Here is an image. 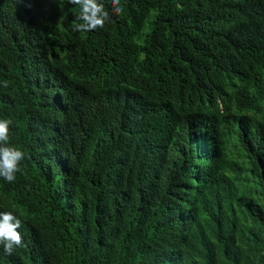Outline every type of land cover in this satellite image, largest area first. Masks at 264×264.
<instances>
[{
  "label": "trees",
  "instance_id": "16d2710c",
  "mask_svg": "<svg viewBox=\"0 0 264 264\" xmlns=\"http://www.w3.org/2000/svg\"><path fill=\"white\" fill-rule=\"evenodd\" d=\"M121 4L0 0V264H264V0Z\"/></svg>",
  "mask_w": 264,
  "mask_h": 264
},
{
  "label": "clouds",
  "instance_id": "9594fccd",
  "mask_svg": "<svg viewBox=\"0 0 264 264\" xmlns=\"http://www.w3.org/2000/svg\"><path fill=\"white\" fill-rule=\"evenodd\" d=\"M68 3L78 6L73 30L81 34L102 29L112 15L118 16L123 11L121 0H111L110 11L105 10L102 0H68ZM9 83L4 80L0 82V87L8 88ZM11 125V120L0 119V178L8 183L16 180V174L20 171L21 161L24 159L22 150L9 146ZM21 223L12 212H0V246L8 255L13 253L14 248L23 245V237L18 231Z\"/></svg>",
  "mask_w": 264,
  "mask_h": 264
},
{
  "label": "rangeland",
  "instance_id": "374dc122",
  "mask_svg": "<svg viewBox=\"0 0 264 264\" xmlns=\"http://www.w3.org/2000/svg\"><path fill=\"white\" fill-rule=\"evenodd\" d=\"M49 1L52 2V3H58L59 0H49ZM146 31H147V29H145V30L143 31V34L146 33ZM232 154H233L235 157H237V154L235 153L234 150H232Z\"/></svg>",
  "mask_w": 264,
  "mask_h": 264
}]
</instances>
